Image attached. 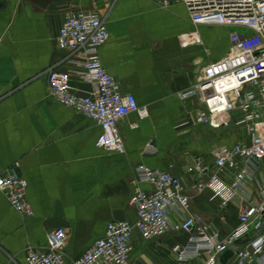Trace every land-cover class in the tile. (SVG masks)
Wrapping results in <instances>:
<instances>
[{
  "label": "crops",
  "instance_id": "obj_1",
  "mask_svg": "<svg viewBox=\"0 0 264 264\" xmlns=\"http://www.w3.org/2000/svg\"><path fill=\"white\" fill-rule=\"evenodd\" d=\"M78 11L104 21L108 38L98 50L101 65L119 90L148 112L146 118L131 113L120 122L123 153L96 147L100 127L46 96V71L69 69L68 53L56 47V35L64 14ZM232 30L194 27L185 5L175 0H50L43 7L36 0H0V175L17 163L32 213L21 215L0 192V264H25L26 250L45 247L56 229L67 233L65 256L73 262L104 235L108 222H134L129 199L137 190H150L136 174L141 165L180 177L189 188L188 213L221 237L237 226L239 196L221 208L209 191L190 188L187 169L198 156L211 166L218 147L248 137L238 127L195 123L198 100L178 97L205 66L225 57ZM192 31L200 43L182 46L181 37ZM70 85L79 92L91 90L76 77ZM148 143L156 148L151 155L143 154ZM221 177L230 180L225 173ZM249 192L259 203L255 186ZM171 220L178 222L179 215ZM184 239L168 232L145 240L134 231L129 264H172L170 249ZM221 256L216 264H235L233 255L224 263Z\"/></svg>",
  "mask_w": 264,
  "mask_h": 264
},
{
  "label": "built area",
  "instance_id": "obj_2",
  "mask_svg": "<svg viewBox=\"0 0 264 264\" xmlns=\"http://www.w3.org/2000/svg\"><path fill=\"white\" fill-rule=\"evenodd\" d=\"M185 5L191 24L232 28L230 47L222 59L202 69L193 84L179 93L182 100L196 98L195 123L213 128L238 127L246 133L247 142L220 146L213 153L212 165L195 157L187 171L190 186L196 193L209 191L221 208L234 195L240 198L237 226L221 237L202 218L188 213V187L168 170L138 166L140 181L149 191L137 190L129 199L136 219L108 222L104 235L93 242L76 260L65 256L67 233L51 231L45 247L28 248L25 264H129L132 237L137 231L142 239L151 240L168 232L179 233L184 241L171 247L172 264H216L218 257L230 250L235 264H264V0H175ZM166 4L165 2L163 3ZM104 21L91 12H67L55 38L56 47L68 53V70L46 71V96L96 123L101 132L96 147L107 152H124L119 124L135 113L146 118V108L139 107L132 94L122 93L114 78L103 69L98 50L106 42ZM196 31L181 37V45L199 44ZM72 77L91 87L79 92L70 85ZM133 128L136 125H132ZM156 148L145 146L143 154ZM17 163L0 175V192L8 204L23 216H30L26 202V181L17 172ZM230 178L226 182L221 174ZM255 186L260 202L253 203L249 186ZM177 213L179 221L171 215ZM246 238L245 243L238 246Z\"/></svg>",
  "mask_w": 264,
  "mask_h": 264
},
{
  "label": "water",
  "instance_id": "obj_3",
  "mask_svg": "<svg viewBox=\"0 0 264 264\" xmlns=\"http://www.w3.org/2000/svg\"><path fill=\"white\" fill-rule=\"evenodd\" d=\"M50 0H36L37 2V5L39 7H43L47 2H49ZM233 255L232 251L228 250L226 252H224L222 254V258H221V261L224 263L226 262L231 256Z\"/></svg>",
  "mask_w": 264,
  "mask_h": 264
},
{
  "label": "rangeland",
  "instance_id": "obj_4",
  "mask_svg": "<svg viewBox=\"0 0 264 264\" xmlns=\"http://www.w3.org/2000/svg\"><path fill=\"white\" fill-rule=\"evenodd\" d=\"M212 35H215L214 33H212ZM213 37V36H212Z\"/></svg>",
  "mask_w": 264,
  "mask_h": 264
}]
</instances>
